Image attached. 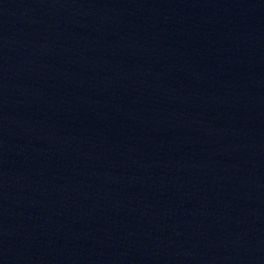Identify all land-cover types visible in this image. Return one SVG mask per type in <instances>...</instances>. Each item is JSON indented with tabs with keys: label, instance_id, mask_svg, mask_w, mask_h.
Returning a JSON list of instances; mask_svg holds the SVG:
<instances>
[{
	"label": "water",
	"instance_id": "water-1",
	"mask_svg": "<svg viewBox=\"0 0 264 264\" xmlns=\"http://www.w3.org/2000/svg\"><path fill=\"white\" fill-rule=\"evenodd\" d=\"M0 264H264V0H0Z\"/></svg>",
	"mask_w": 264,
	"mask_h": 264
}]
</instances>
